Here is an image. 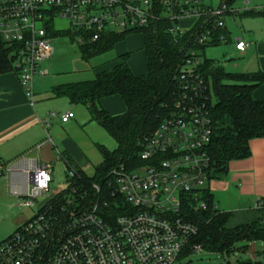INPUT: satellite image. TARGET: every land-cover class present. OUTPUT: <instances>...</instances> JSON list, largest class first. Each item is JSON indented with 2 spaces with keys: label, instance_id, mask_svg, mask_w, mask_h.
<instances>
[{
  "label": "built area",
  "instance_id": "built-area-1",
  "mask_svg": "<svg viewBox=\"0 0 264 264\" xmlns=\"http://www.w3.org/2000/svg\"><path fill=\"white\" fill-rule=\"evenodd\" d=\"M215 1L217 6L211 0H163L157 12L152 0H0V40L12 48L13 73L32 105L35 78L49 75L44 63L54 54L46 25L50 19H65L68 30L81 31L77 45L105 31L135 30L160 20L172 23L174 35L197 29L195 48L187 49L178 66L172 111L140 143L141 163L119 165L104 178L110 197L120 195L126 204L112 222L106 219L103 188L91 185L89 196L88 189L76 186L71 169L66 187L49 194L52 171L40 150L50 144L54 160L49 128L52 121H70L72 112H49L38 119L47 138L36 146L37 157L0 163V179L17 206L34 210L41 204L32 218L20 217L16 232L0 243V264H174L188 248L192 254L202 251L191 244L199 227L184 217L186 210H206L201 199L210 183L207 149L213 122L209 88L198 71L204 57L197 47L230 42L242 55L251 45L230 39L224 18L237 11L224 0ZM242 1L243 11H249L251 0Z\"/></svg>",
  "mask_w": 264,
  "mask_h": 264
},
{
  "label": "trees",
  "instance_id": "trees-1",
  "mask_svg": "<svg viewBox=\"0 0 264 264\" xmlns=\"http://www.w3.org/2000/svg\"><path fill=\"white\" fill-rule=\"evenodd\" d=\"M163 0H152L157 12ZM241 0H224L228 7ZM248 14L251 12H247ZM264 14V13H263ZM51 37L64 34L74 41L81 31L54 29V21L46 22ZM172 23L166 20L150 22L143 28L123 31L102 32L95 41L86 40L78 45L81 59L84 62L114 50L130 33L142 34L146 73L136 76L130 69L127 60L129 55L118 57V63L111 69L97 73L94 79L83 82L58 85L52 92L57 98H67L72 105L84 106L95 122L116 142V148L109 150L97 145L102 163L95 168L93 176H86L80 169L72 168V162L64 158L69 169L75 172L74 183L89 190L93 184L100 185L104 196H107L106 219L112 222L122 214L124 200L120 195L111 198V189L106 188L104 178L112 168L119 165L133 166L140 164L138 155L143 138L150 136L172 111L175 76L178 66L186 58L188 48H195L196 27L183 35L169 32ZM220 45L216 42L209 46ZM197 47L203 51L205 47ZM12 48L0 40V75L13 73ZM199 73L205 79L210 96V111L213 122V135L208 145L210 158L207 175L209 182L220 181L228 173L231 162L247 159L250 155V142L264 138V102L255 100L254 90L264 84V72L230 74L215 61L204 58ZM119 96L126 111L122 115L111 116L99 107L104 98ZM206 203L205 211L195 209L184 211V217L199 227L192 245L209 253L230 255L239 242L245 243L241 248L248 253L252 243H264V203L258 202L255 207L237 212L219 211L210 194L209 187L204 190L201 199ZM255 251V256H256ZM192 255L190 248L182 254ZM241 264H264L259 260Z\"/></svg>",
  "mask_w": 264,
  "mask_h": 264
},
{
  "label": "rangeland",
  "instance_id": "rangeland-1",
  "mask_svg": "<svg viewBox=\"0 0 264 264\" xmlns=\"http://www.w3.org/2000/svg\"><path fill=\"white\" fill-rule=\"evenodd\" d=\"M211 2L214 6L218 5L215 0H211ZM231 9L237 12L232 15H227L224 18L231 40L242 38L248 41L249 39H252L254 35H258L261 32L264 33V0H251L249 6L250 10L247 11L251 12L249 14L243 11L244 4L242 0L234 4ZM192 23L193 21H189L182 25L186 26L191 25ZM54 25L57 31L64 32L69 29L68 21L62 18L57 19ZM116 32L121 33L122 31L117 29ZM51 45L54 50L53 57L44 63V66L50 69L51 77L48 79L47 77L46 79L36 77L34 83L35 107L36 111L42 116V118H45V113L49 112H58L63 114L70 111L74 114V108H78L82 113H80L82 116L85 114V109H83L82 106H74L70 104L66 98H53L50 93V89L54 85L92 80L95 77V71L99 67L107 65L109 62L118 63V56L126 54L129 55L127 63H129V61H135L137 64L144 67L145 70V58L142 51L143 36L140 33H130L124 41H121L116 45L114 50L98 56L89 62L82 61L79 46L75 43V41L65 37L63 33L53 36ZM200 54L206 59L215 61L216 64L223 67L227 73H244L242 65L245 62V58L240 57L234 51L230 42L205 47ZM51 102L57 103H55V105H51ZM75 121L76 117L75 119L70 120V122H73L74 124ZM55 122L56 121H52L51 127L49 128V134L53 137V139H56L54 136V129L57 128V125L64 127V124ZM65 127L67 128H63V133L65 135L67 134L70 139V143L76 148L74 158L76 157L75 162L77 164L72 163V168L81 169V171L88 177L93 176L95 168L102 163V158L97 151V145H102L112 151L117 146L115 140L102 128H100L99 125L91 120L75 125L68 124ZM45 138H47L46 134ZM56 146L57 148H53L55 154L54 160L49 163L53 179L49 193L51 197L54 193L62 191L67 185L66 165L57 154L58 150L63 151V147L61 144H57ZM61 154L63 158H69L68 155L63 152ZM33 156H36V153H33ZM38 205L40 206L41 204H36L34 210L18 207L16 199L0 187V243L16 232L17 218H32L34 212L38 209ZM219 211L226 212L223 211L222 206ZM237 211L239 210L227 212ZM244 245L245 243L239 242L236 245V249L230 253L229 256L219 253H209L203 250L200 253H194L186 257L180 255L174 264L245 263L251 260V258L244 249H241ZM255 245L257 252L256 259L264 262V243L257 242Z\"/></svg>",
  "mask_w": 264,
  "mask_h": 264
},
{
  "label": "crops",
  "instance_id": "crops-1",
  "mask_svg": "<svg viewBox=\"0 0 264 264\" xmlns=\"http://www.w3.org/2000/svg\"><path fill=\"white\" fill-rule=\"evenodd\" d=\"M248 42H250L251 45L244 54L240 55L235 51L240 57L245 58V62L242 65L244 73L264 72V33L261 32L258 35H254ZM142 51L144 53L143 48ZM116 64V62H109L107 65H100L101 67L95 72L97 74L103 70L111 69ZM128 65L136 76L145 75L146 64L145 70L144 67L137 64L135 61H129ZM48 71L49 75L47 79L51 77L49 68ZM42 79H46V77ZM58 85H54L50 89L53 98L57 97L54 96L52 90ZM253 97L255 100L264 102V84L254 90ZM55 103L57 102H51V105H55ZM99 107L104 109L111 116L122 115L126 111L123 101L118 96L101 99L99 101ZM82 108L85 109V114L83 116L78 108L73 109L74 117L72 119L76 117L75 124L90 120L89 112L84 106H82ZM46 114L47 113H45V115ZM39 118H42V116L36 111L35 101L33 105L29 102L16 75L14 73L0 75L1 164H8L21 156H28L31 158L37 157L35 151L36 146L46 140V133L39 124ZM56 122L61 123L58 120ZM62 124H64V127L57 125V128L54 129V136L56 139H53L52 136H50V138L54 147L57 148V144H61L63 147V151H58L68 155V159H70L72 163L77 164L75 162L76 157L74 158L76 148L70 143L67 134L65 135L63 133V128L68 127H65L66 125L75 124L70 121ZM249 146L251 155L247 159L231 162L226 178L220 181H211L208 185L210 194L218 210H220L222 206L223 211L226 212L235 210L241 211L255 207L259 201L264 203V138L251 141ZM33 153H36V156H33ZM0 187L8 193L6 180L0 179Z\"/></svg>",
  "mask_w": 264,
  "mask_h": 264
},
{
  "label": "water",
  "instance_id": "water-1",
  "mask_svg": "<svg viewBox=\"0 0 264 264\" xmlns=\"http://www.w3.org/2000/svg\"><path fill=\"white\" fill-rule=\"evenodd\" d=\"M40 156L41 159L50 163L53 161V154L51 151V145L50 144H46L45 146H43L40 150ZM21 222V218H17L16 220V225H18ZM255 251H256V245L255 243H252L250 245V248L248 250V255L250 256V258L255 261L256 260V256H255Z\"/></svg>",
  "mask_w": 264,
  "mask_h": 264
}]
</instances>
